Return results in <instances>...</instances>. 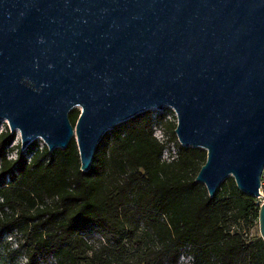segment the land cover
Instances as JSON below:
<instances>
[{
    "label": "water",
    "instance_id": "obj_1",
    "mask_svg": "<svg viewBox=\"0 0 264 264\" xmlns=\"http://www.w3.org/2000/svg\"><path fill=\"white\" fill-rule=\"evenodd\" d=\"M166 108L180 147L206 152L209 198L229 178L260 197L264 0H0V122L22 151L74 140L87 173L107 132Z\"/></svg>",
    "mask_w": 264,
    "mask_h": 264
},
{
    "label": "trees",
    "instance_id": "obj_2",
    "mask_svg": "<svg viewBox=\"0 0 264 264\" xmlns=\"http://www.w3.org/2000/svg\"><path fill=\"white\" fill-rule=\"evenodd\" d=\"M155 127L177 147L169 161ZM175 128L152 111L117 125L87 173L74 140L22 151L0 130V264H177L183 250L193 264H264L257 200L231 178L209 198L195 182L206 152L180 147Z\"/></svg>",
    "mask_w": 264,
    "mask_h": 264
},
{
    "label": "rangeland",
    "instance_id": "obj_3",
    "mask_svg": "<svg viewBox=\"0 0 264 264\" xmlns=\"http://www.w3.org/2000/svg\"><path fill=\"white\" fill-rule=\"evenodd\" d=\"M153 112V114H154V116H158V115H162V114H165V112H166V119L169 121V122H172V123H174V118H173V113H169V112H167L166 110H163V111H152ZM175 124V123H174ZM176 125V124H175ZM5 128H7L8 129V126H7V124L5 123V122H0V130H3V129H5ZM157 129H159V128H157V127H155L154 128V134H155V136L157 137V138H160L161 137V135H160V132H159V130H157ZM175 135V134H174ZM16 136V139H15V142H14V145L16 146V145H20V137H19V135H15ZM169 137H171V134L169 133V135H168ZM169 137H168V139H169ZM37 142V145L38 146H44V144H43V142L42 141H40V140H38V141H36ZM176 143L180 146V144L178 143V141H177V139H176ZM167 149L165 150V152H164V154H163V160H165V161H168V160H170V155L172 154V156L177 152V147L175 146V143H173V142H168V144H167ZM225 182H227V181H225ZM224 182V183H225ZM255 235H257V236H260V234H259V227H258V225L252 230V236L253 237H255ZM96 238H98V237H96ZM186 251L183 253L185 256H186ZM20 264H23L22 262L20 263Z\"/></svg>",
    "mask_w": 264,
    "mask_h": 264
},
{
    "label": "built area",
    "instance_id": "obj_4",
    "mask_svg": "<svg viewBox=\"0 0 264 264\" xmlns=\"http://www.w3.org/2000/svg\"><path fill=\"white\" fill-rule=\"evenodd\" d=\"M164 110H170L171 113H173L174 123L176 124L177 119H176L175 113L171 109H168V108H166ZM157 130H159L161 137L157 138L155 136V134H154V136L158 139L159 142L166 143V149H167L168 148L167 147V144H168L167 143V140H168L167 136L164 134V132H162L161 129H157ZM164 152H163V154H164ZM163 154L161 156V159L163 158ZM170 160H171V158H170ZM163 161H165V160H163ZM259 195H260V197L257 199V203H258V206L260 207L264 203V171H263V174L261 176V186L259 189ZM96 237H98V236H96ZM185 251L187 252L186 256L183 254ZM193 263H194V260H193L192 255L188 253V250H183L177 264H193Z\"/></svg>",
    "mask_w": 264,
    "mask_h": 264
}]
</instances>
